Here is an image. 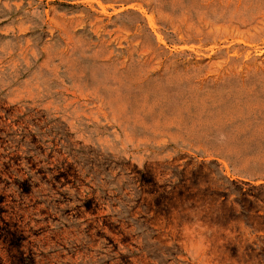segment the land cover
<instances>
[{
  "label": "rangeland",
  "instance_id": "1",
  "mask_svg": "<svg viewBox=\"0 0 264 264\" xmlns=\"http://www.w3.org/2000/svg\"><path fill=\"white\" fill-rule=\"evenodd\" d=\"M0 264H264V0H0Z\"/></svg>",
  "mask_w": 264,
  "mask_h": 264
}]
</instances>
